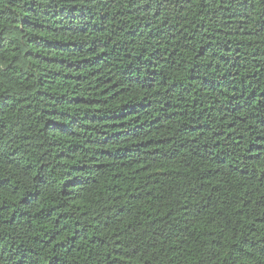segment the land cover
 <instances>
[{
    "label": "trees",
    "instance_id": "1",
    "mask_svg": "<svg viewBox=\"0 0 264 264\" xmlns=\"http://www.w3.org/2000/svg\"><path fill=\"white\" fill-rule=\"evenodd\" d=\"M0 264H264V0H0Z\"/></svg>",
    "mask_w": 264,
    "mask_h": 264
}]
</instances>
